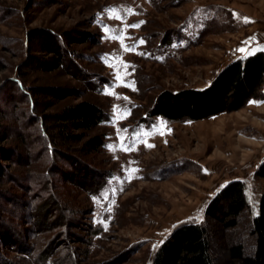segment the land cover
Listing matches in <instances>:
<instances>
[{
	"label": "rangeland",
	"instance_id": "rangeland-1",
	"mask_svg": "<svg viewBox=\"0 0 264 264\" xmlns=\"http://www.w3.org/2000/svg\"><path fill=\"white\" fill-rule=\"evenodd\" d=\"M37 28L57 35L86 79L37 67L36 56H51L28 47ZM70 31L91 36L68 42ZM262 46L264 0H0V129L9 135L0 145L22 155L1 161L0 225L15 227L30 251L0 241V264H151L172 229L204 222L207 202L235 179L246 182L249 207L235 228L208 222L212 254L215 264H230L234 244L253 253L264 100L199 120L152 112L163 91L204 88ZM42 87L78 93L51 97ZM83 100L108 114L86 132L105 137L91 154L82 143L53 141L56 114ZM67 155L95 170L94 178Z\"/></svg>",
	"mask_w": 264,
	"mask_h": 264
},
{
	"label": "trees",
	"instance_id": "trees-1",
	"mask_svg": "<svg viewBox=\"0 0 264 264\" xmlns=\"http://www.w3.org/2000/svg\"><path fill=\"white\" fill-rule=\"evenodd\" d=\"M90 36L88 32L70 31L66 33L65 38L68 42H87ZM28 41L29 48L33 49L34 45H37L41 51L51 55L47 59L36 56L35 62L39 69L54 71L62 68L80 80L86 79L84 76L87 74L74 60L72 51L68 50L52 31L45 28L31 30ZM252 53L226 64L204 88H191L176 92L163 91L157 98L152 114L160 115L171 121L199 120L224 112L237 111L252 99L264 100V51L257 50ZM15 84L16 88L24 89L23 81L20 82L21 85L19 82ZM42 90L49 92L51 97L60 98L78 93V89L74 87L56 89L42 87ZM35 105L34 102L33 106ZM56 116L59 131L58 134L53 135L54 143L57 139H60L62 143L74 141L82 143L80 149L88 154L98 152L104 147L105 137L103 135L89 136L86 134L108 117L107 112L97 103L83 100L66 106ZM3 118V110L0 108V126H2ZM3 133L5 136H2ZM7 133V128L0 129V142L9 137ZM50 141L53 146L51 139ZM54 149L53 146L52 152ZM17 156L19 159L22 157L14 148L9 147L6 150L0 145V179L4 177V171H1V161L11 160ZM68 157L70 163L77 166L83 175L85 172H90L88 175L94 178L95 170L89 169L88 166L82 169L83 164L80 165V161L78 162L74 156ZM89 176L86 177L89 178ZM254 176L264 179V159L256 168ZM246 189V182L241 179L231 180L224 184L207 202L204 222L187 220L177 224L157 248L151 264H215L208 222L223 229L237 227L242 214L249 207ZM46 219V216L43 217L39 224L43 226ZM7 225L9 227H6ZM1 228H6L8 231L3 232ZM252 233L255 237L253 253L246 254L242 244H234L229 249L230 264H264V191L260 196L259 211L252 218ZM17 234L16 228H12L11 224L0 225V241L3 242L4 247L15 245L29 253V249L20 241Z\"/></svg>",
	"mask_w": 264,
	"mask_h": 264
},
{
	"label": "snow or ice",
	"instance_id": "snow-or-ice-1",
	"mask_svg": "<svg viewBox=\"0 0 264 264\" xmlns=\"http://www.w3.org/2000/svg\"><path fill=\"white\" fill-rule=\"evenodd\" d=\"M113 14L114 15H116V13L115 12H113ZM245 20H246V22H247V18H245ZM139 25H132V27H138ZM121 39H122V37H121ZM251 39V38H250ZM143 41H141V43H142ZM244 43H247V41H245ZM258 50H260V51H264V46H262V47H260ZM237 51H240V52H247V50L245 49V48H240V49H237ZM247 54L248 55H251V54H253V53H251V52H247ZM119 78V77H118Z\"/></svg>",
	"mask_w": 264,
	"mask_h": 264
},
{
	"label": "crops",
	"instance_id": "crops-1",
	"mask_svg": "<svg viewBox=\"0 0 264 264\" xmlns=\"http://www.w3.org/2000/svg\"><path fill=\"white\" fill-rule=\"evenodd\" d=\"M257 50H258V49L254 50V51H252V52H255V51H257ZM252 52H251V53H252Z\"/></svg>",
	"mask_w": 264,
	"mask_h": 264
}]
</instances>
